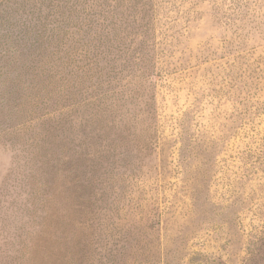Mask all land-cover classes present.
Returning a JSON list of instances; mask_svg holds the SVG:
<instances>
[{
  "label": "rangeland",
  "instance_id": "374dc122",
  "mask_svg": "<svg viewBox=\"0 0 264 264\" xmlns=\"http://www.w3.org/2000/svg\"><path fill=\"white\" fill-rule=\"evenodd\" d=\"M156 4L155 83L116 128L57 139L53 98L7 102L0 71V264H264V0ZM39 6L0 0V64Z\"/></svg>",
  "mask_w": 264,
  "mask_h": 264
},
{
  "label": "trees",
  "instance_id": "16d2710c",
  "mask_svg": "<svg viewBox=\"0 0 264 264\" xmlns=\"http://www.w3.org/2000/svg\"><path fill=\"white\" fill-rule=\"evenodd\" d=\"M156 5V0H40L6 42L0 71L7 95L23 92L25 102L33 89L37 98H53L57 139L78 134L77 125L90 138L109 124L116 128L129 91L138 89L148 101L146 92L155 83ZM126 70L139 73L125 82ZM82 109L85 117L77 114Z\"/></svg>",
  "mask_w": 264,
  "mask_h": 264
}]
</instances>
